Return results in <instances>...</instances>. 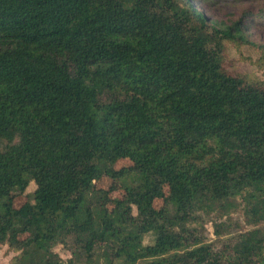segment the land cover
<instances>
[{
    "label": "trees",
    "instance_id": "16d2710c",
    "mask_svg": "<svg viewBox=\"0 0 264 264\" xmlns=\"http://www.w3.org/2000/svg\"><path fill=\"white\" fill-rule=\"evenodd\" d=\"M242 25L190 0H0L10 264L264 263V80L223 64ZM104 179L124 193L110 208ZM236 212L248 229L220 250L194 227L215 216L221 236Z\"/></svg>",
    "mask_w": 264,
    "mask_h": 264
},
{
    "label": "rangeland",
    "instance_id": "374dc122",
    "mask_svg": "<svg viewBox=\"0 0 264 264\" xmlns=\"http://www.w3.org/2000/svg\"><path fill=\"white\" fill-rule=\"evenodd\" d=\"M195 8L202 12L208 22L213 26H230L236 21H241V27L245 30L246 40L248 44L240 46L236 50L234 45L226 46V54L224 57V67L232 74H242L249 78L264 80V0H190ZM261 58V67L259 68L255 62ZM132 163L129 160H120L116 167H129ZM96 187L105 189L111 198L112 203L120 201L124 197L123 191L120 189L116 181L104 179L95 184ZM35 190L33 183H30L26 189V194ZM13 207L22 206L26 197L20 196L17 191H13ZM164 196L168 195V189L163 188ZM163 201L155 199L153 207L159 210ZM230 227L227 232L221 236L214 234L213 222H218L215 216H200L197 223L194 224L197 231L202 233L205 243L211 244L216 250H220L223 244L227 243L240 232L247 230L244 225L240 212L230 215ZM23 237V236H20ZM152 238L147 235L144 237V244H150ZM62 260L69 258V253L61 246L54 248ZM14 254L7 249L6 246H0V264H10ZM100 264V263H99Z\"/></svg>",
    "mask_w": 264,
    "mask_h": 264
},
{
    "label": "water",
    "instance_id": "95a60500",
    "mask_svg": "<svg viewBox=\"0 0 264 264\" xmlns=\"http://www.w3.org/2000/svg\"><path fill=\"white\" fill-rule=\"evenodd\" d=\"M264 264V263H263Z\"/></svg>",
    "mask_w": 264,
    "mask_h": 264
}]
</instances>
